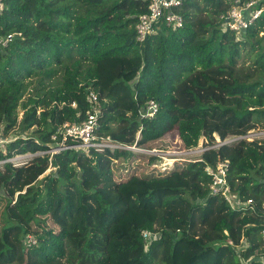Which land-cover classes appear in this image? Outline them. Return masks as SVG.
Listing matches in <instances>:
<instances>
[{
	"label": "trees",
	"instance_id": "trees-1",
	"mask_svg": "<svg viewBox=\"0 0 264 264\" xmlns=\"http://www.w3.org/2000/svg\"><path fill=\"white\" fill-rule=\"evenodd\" d=\"M150 1L4 0L0 136H17L0 146V264H264V140L165 170L131 149L49 151L65 122L92 110V91L99 135L129 146L186 150L264 128V13L237 34L221 19L235 0H185L183 26L158 22L141 42ZM152 100L159 111L144 118ZM226 159L232 192L254 209L211 192L206 168ZM145 229L160 237L147 243Z\"/></svg>",
	"mask_w": 264,
	"mask_h": 264
},
{
	"label": "built area",
	"instance_id": "built-area-1",
	"mask_svg": "<svg viewBox=\"0 0 264 264\" xmlns=\"http://www.w3.org/2000/svg\"><path fill=\"white\" fill-rule=\"evenodd\" d=\"M185 0H151L148 6V11L142 13L139 16L138 23L136 24V38L139 41H145L146 38L153 33L155 26L158 22H165L167 25L173 28H179L184 24V16L180 12L179 8L182 6ZM4 8V0H0V14ZM264 13V0H235L234 4L228 9L226 13L221 15V19L224 21L223 25L226 29H229L235 33H240L247 30L252 26ZM264 32H262L263 34ZM11 36L8 38H1L0 42L3 45H7ZM99 95L92 91L89 96V101L92 103V110H89L86 118L81 122H65L59 130L53 134V139H58L59 135L62 136L61 143L52 147L49 151L52 153L60 152L61 150L68 148H81L89 150L91 148L104 152L107 149L114 151L116 149H131L136 152H148L142 147L129 146L123 143H119L112 139L110 136H101L98 133L100 128L99 118L103 111V105L98 101ZM160 105L158 102L152 100L142 110V116L144 118H152L159 111ZM8 137V136H7ZM245 137V136H240ZM15 138H12L13 140ZM240 139V138H237ZM7 138L0 137V146L5 147L6 143L11 141ZM206 143L201 146L188 148L186 150H170L165 152L174 156V161L182 160L183 155L195 154L200 152L201 156L198 159L201 160L204 152L210 149L219 148L224 142L210 144L207 139ZM70 141L72 143H70ZM227 141V140H226ZM151 151V150H149ZM153 153L161 152L159 150H153ZM28 158L25 155H18L10 160L15 165L23 164ZM175 162L173 164H175ZM230 161L219 160L216 164V169L208 166L206 170L212 174L213 182L211 184V192L213 194H220L226 198L234 208L245 207L254 209L256 202L253 199L241 201L237 194H234L231 190V186L228 181V170ZM174 166V165H172ZM168 167L163 168L164 170ZM144 240L148 241L157 239L160 237V232H152L150 230L142 231ZM262 242L264 243V227L261 231ZM28 246L37 244V238L34 234H27L25 238Z\"/></svg>",
	"mask_w": 264,
	"mask_h": 264
},
{
	"label": "rangeland",
	"instance_id": "rangeland-1",
	"mask_svg": "<svg viewBox=\"0 0 264 264\" xmlns=\"http://www.w3.org/2000/svg\"><path fill=\"white\" fill-rule=\"evenodd\" d=\"M60 76L61 75L59 74L53 80H45V83L48 84V85L49 84H51V85H57L59 83ZM30 87H32V86H30ZM22 113L23 112L21 111L20 112V115ZM250 132H252V133H249V134L245 135V137H242V138H245L247 140H256V139H258V140H264V128H262L261 125H258L255 129H252ZM138 135H139V133H138ZM16 136H17V133L16 132H13V133H10L8 135V137H5V136H0V137H2L4 139L7 138L8 140H11L12 138H15ZM138 137H140V135ZM237 138H240L241 139L240 136H231L225 142H234V140L236 141ZM216 140H217L218 143L221 142V139H220V137L217 134H216ZM203 142H204V144L206 143L205 137H202L200 139L198 145L201 146L203 144ZM215 145H216L215 147L218 146L217 143H215ZM144 149L145 150H148V152H138L137 153V162H139L140 164L142 163V165H144L145 167H147V169L152 168L154 166L158 167L161 170H164L163 168H165V167H168L169 169L173 167L172 165H174L173 163L175 162L174 161V156H172V154L165 153V152H170V150H168V151L160 150L161 152H157L155 154V153L152 152L153 150L149 151L150 149H147V148H144ZM173 150H178V149H173ZM140 153H145V154H140ZM147 154H155V155H157L159 157V159L157 161H155L151 165L147 161L144 160V158L147 157V156H144V155H147ZM186 155H183L182 160H187L188 161V160H191V159H198L201 156V153L198 152V153H195V154H192V155L191 154H186ZM54 171H55V168L54 167H50L46 171V173L44 175H42L41 177H45L46 175L51 174Z\"/></svg>",
	"mask_w": 264,
	"mask_h": 264
},
{
	"label": "water",
	"instance_id": "water-1",
	"mask_svg": "<svg viewBox=\"0 0 264 264\" xmlns=\"http://www.w3.org/2000/svg\"><path fill=\"white\" fill-rule=\"evenodd\" d=\"M250 133H252V132H250ZM38 154H41V152L38 153ZM32 155H33V154H25L26 157H31Z\"/></svg>",
	"mask_w": 264,
	"mask_h": 264
},
{
	"label": "clouds",
	"instance_id": "clouds-1",
	"mask_svg": "<svg viewBox=\"0 0 264 264\" xmlns=\"http://www.w3.org/2000/svg\"><path fill=\"white\" fill-rule=\"evenodd\" d=\"M41 154H42V152H41Z\"/></svg>",
	"mask_w": 264,
	"mask_h": 264
},
{
	"label": "bare ground",
	"instance_id": "bare-ground-1",
	"mask_svg": "<svg viewBox=\"0 0 264 264\" xmlns=\"http://www.w3.org/2000/svg\"><path fill=\"white\" fill-rule=\"evenodd\" d=\"M187 156V155H186Z\"/></svg>",
	"mask_w": 264,
	"mask_h": 264
}]
</instances>
